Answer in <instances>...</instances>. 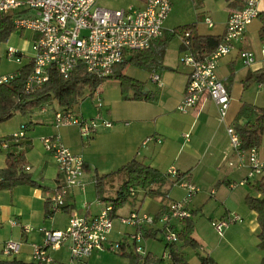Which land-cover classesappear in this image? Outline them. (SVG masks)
<instances>
[{"label": "crops", "instance_id": "crops-1", "mask_svg": "<svg viewBox=\"0 0 264 264\" xmlns=\"http://www.w3.org/2000/svg\"><path fill=\"white\" fill-rule=\"evenodd\" d=\"M243 1L209 0L205 9H198L195 21L182 23L177 27L195 24L199 35L223 36L230 15L243 7ZM137 3L138 7H143L145 4L144 1L139 0ZM259 10L264 13V1L260 3ZM208 17L214 23L212 28L205 23ZM202 18L204 25L211 30L215 28L216 30L201 32L199 25ZM261 26L259 19L253 21L248 26L244 38L235 44L233 53L219 63V78L223 76L226 79H224L227 82L225 86L231 96L228 115L224 120L220 118L216 103L209 99L187 114L177 110L185 96L189 70L180 69L177 62L178 54L175 59L172 54L173 48H170L171 44H169L163 59L164 69L157 72H144L145 75L147 74L145 80L141 79L142 74L137 75L136 71L130 73V67L134 66L128 65L124 68L127 76L145 83V93L148 94L149 100H124L120 84L113 78L104 80L99 87L103 103L101 108L97 107L96 96L90 94L98 114L104 120L111 122L112 126L105 127L99 123L96 131L92 132L88 138L82 136L78 126L56 125L55 114L61 110L60 108L44 107L37 115L34 111L28 116L17 113L11 120L2 123L0 125V170L7 167L8 154L24 153L26 166L22 171L36 183L0 190V262L16 261L32 264V244L42 245L44 242L40 229L63 231L67 228L71 217L75 215L89 217L99 215L106 206L112 204L102 201L97 196L96 176L115 173L105 180L104 197L117 198L125 178L116 172L133 160H137L164 175L174 168L178 176L177 179L167 176L168 184L163 190L164 195L158 198L152 199L147 196L146 191L139 188H135L134 195L128 194V191L125 192L128 197L126 203L128 207H122L116 211L117 219L110 236L112 242L123 243V251L119 254L128 257L137 256L130 239L135 229L121 224L119 218L129 216L136 210H144V213L150 216H157L171 201L185 198L186 191L180 186V182L187 180L200 190L191 202L192 218L189 220L193 223L192 236L198 242L199 250L207 253L204 255L198 253L201 258L198 264H202V258L205 257L214 264H235L233 262L235 259L232 261L222 258L215 252V248L207 252L205 246L209 244V239L204 231L206 226L208 228V222L212 223L232 214L241 216L242 222L231 226L226 231L225 237L221 239L227 241L229 246L238 241L239 250L248 253L243 264H262L264 250L260 247L258 213L249 208L246 199L248 196L258 198L263 196L253 187L255 183L239 185L246 179L247 170L230 167V162L237 163L238 158L232 150L227 134L228 127L236 126L243 105L264 107V86L253 84L247 89L244 87L249 74L264 69V60L261 55L263 43L259 39ZM178 48L183 50L181 39L177 45ZM243 50L255 54L257 62L252 68H246L242 64L239 55ZM155 75H160V84L153 81L152 78ZM73 112L82 118L86 116L84 111L77 113L75 108ZM256 117L257 112L253 110L249 117L240 120V123L246 124ZM22 125H27L26 139L13 140V134L18 132ZM187 134L190 135L188 139L184 137ZM44 138H59L67 148L85 162L82 184L73 189L65 208L61 210H54L52 196L63 185V178L53 153L45 148ZM147 140L149 141L145 143ZM3 142H9V146L2 147ZM259 153L264 159V138ZM26 168H29V171ZM141 194L142 197L139 196ZM12 222L20 225H13ZM186 225L187 221L173 224L174 230L179 233L185 229ZM22 226H30L34 231L25 234ZM160 233H162V227L158 225L144 231L143 247L146 255L140 257L144 259L149 256L155 260H161L168 252H172L173 249L166 243L161 247ZM257 237L259 242L256 245L260 252L257 248L252 254L251 249L250 251L247 249V245H252L254 239L258 241ZM10 240L21 244L20 254L14 258H6L3 255L4 246ZM183 245L181 241L177 243L176 250L187 264H192L187 257L188 248ZM102 253H94L89 260L81 264H100L94 261L93 263L92 259H98V255ZM52 255L59 263L70 261L67 248L61 252H52ZM140 264H143V261Z\"/></svg>", "mask_w": 264, "mask_h": 264}, {"label": "built area", "instance_id": "built-area-1", "mask_svg": "<svg viewBox=\"0 0 264 264\" xmlns=\"http://www.w3.org/2000/svg\"><path fill=\"white\" fill-rule=\"evenodd\" d=\"M262 1L264 0L243 1L242 9L233 12L229 17L223 42L209 56L192 50V32L188 31L180 37L184 51L181 62L189 70L185 96L177 108L180 113L187 114L209 99L218 106L220 118L226 119L231 96L219 78L218 66L223 58L233 53L235 44L244 38L248 26L259 19V5ZM171 7L170 0H147L143 7H130L127 10L101 8L97 0H0V15H12L15 29L35 33L32 54L27 64L22 65L25 55L21 50L10 45L7 47V60L22 66L15 73L0 72V86L8 85L20 77L22 68L27 65H31V72L25 84L26 94L41 90L50 81L53 71L64 79H69L79 69L100 81L111 78L115 69L133 52L149 50L155 41L164 36L165 22ZM205 23L210 28L214 27L209 17L205 19ZM261 55L264 60V44L261 47ZM239 57L246 68H252L257 62L255 54L248 50L241 51ZM152 79L155 83H161L160 75H155ZM94 96L97 99V107L101 108L103 103L99 88ZM55 120L57 126H78L85 138L96 131L99 123L105 127L112 126V123L104 120L100 114L96 119L87 120L77 116L73 110L58 111ZM26 131L27 125H22L21 129L13 134V140L26 139ZM227 134L232 150L238 158L237 163L230 162V167L247 170L246 179L239 185L264 182V159L261 158L259 149H243L242 138L236 126L228 127ZM189 136L187 134L184 137L188 139ZM43 141L45 148L53 153L63 178V185L52 197L54 210H61L73 189L82 184L85 162L59 138H44ZM1 146L7 148L9 142H3ZM26 169L29 171V168ZM167 176L177 179L178 173L172 168ZM180 186L186 191L185 198L171 201L161 218L157 219L156 216L139 210L119 218L121 224L135 229L130 239L137 255H146L144 247L140 245L144 239V231L158 224L162 225L166 245L172 246L180 242L173 223L192 218L191 202L200 191L187 180L180 182ZM128 194H136V189L129 188ZM116 219L113 206L108 205L95 217H71L63 231L40 229L44 242L42 245L32 244V264H81L97 252L121 253L123 243L110 240ZM239 222H242V217L232 214L213 221L212 227L220 237H224L226 231ZM12 224L20 225L17 222ZM22 229L25 234L34 231L30 226H22ZM64 248L68 249L69 263H59L52 255V252H61ZM20 250L21 244L10 240L4 246L3 255L6 258H14L20 254ZM155 264H174L172 253L168 252Z\"/></svg>", "mask_w": 264, "mask_h": 264}, {"label": "trees", "instance_id": "trees-1", "mask_svg": "<svg viewBox=\"0 0 264 264\" xmlns=\"http://www.w3.org/2000/svg\"><path fill=\"white\" fill-rule=\"evenodd\" d=\"M146 2L147 0H139ZM242 9V8H241ZM239 9V10H241ZM238 10V11H239ZM12 15H0V49L2 45L14 33L15 26ZM259 20L262 24L259 31V39L264 44V13H261ZM192 32V50L201 53L203 56L213 54L218 46L223 42V36H203L197 33L195 24L180 26L170 32V35H165L155 41L151 48L144 52H133L129 58L115 69L114 75L111 77L118 80L122 96L127 101H144L149 100L148 94L145 93V83L135 80L127 76L124 68L132 65L136 68L143 69L149 72H157L163 70V59L172 38L182 37L186 32ZM31 72V65H27L21 70V75L8 85L0 86V125L11 120L17 113L24 116L30 115L35 109H42L45 106H52L58 103L61 110H73L76 104L84 96L87 90L91 95H94L97 89L104 82L87 74L83 69H79L72 74L69 79H64L59 73L53 71L50 81L41 89L34 93H25V84L28 75ZM253 84L264 86V69L252 72L248 75L244 82V87L247 89ZM255 110L257 117L253 121L246 124H241L240 120L249 117L250 112ZM236 127L242 138L243 149L250 150L260 148L264 138V107L255 108L250 105H243L238 116ZM26 166L25 154L13 153L7 156V167L0 170V190L9 189L19 185H34L36 182L23 173L22 169ZM124 176L123 186L117 198L106 199L105 180L114 174L96 176V192L97 196L105 202H109L113 206V214L128 201L125 194L129 188H139L147 192V196L160 197L164 195V188L168 184L167 175L162 174L158 170L146 166L137 160H133L125 165L118 172ZM252 184V183H250ZM262 194V198L248 196L246 203L251 210L258 213V222L260 225V247L264 250V182H255L253 185ZM66 206V205H65ZM65 206L63 208H65ZM62 208V209H63ZM165 207L156 216L161 218L165 212ZM182 232H178L179 239L183 242V247H192L199 249L198 242L193 238V223L189 220ZM172 258L174 264H187L185 259L176 250V244L172 245ZM131 257L132 264L158 263L160 260H155L147 256L146 258L137 255ZM212 263L208 258H202V264ZM0 264H22L16 261L0 262ZM264 264V261L263 263Z\"/></svg>", "mask_w": 264, "mask_h": 264}, {"label": "rangeland", "instance_id": "rangeland-1", "mask_svg": "<svg viewBox=\"0 0 264 264\" xmlns=\"http://www.w3.org/2000/svg\"><path fill=\"white\" fill-rule=\"evenodd\" d=\"M98 1V5L101 8H105V9H109V10H127L130 7H138V3L137 0H97ZM172 7H171V12L170 15L168 16V19L165 22V33L167 35H170V32L173 31L175 29V27H177L180 24H185V23H189V21H195V19H197V14H198V9L200 8H204L207 6V4H209V0H170ZM204 1V2H202ZM200 3H203L200 5ZM201 6V7H200ZM201 10V9H200ZM199 28L201 30V32H214L216 30V28L214 30L209 29L208 26L203 24V18L200 19V25ZM35 40V33L32 31H27V30H20V29H16L14 31V33L11 35L9 41L6 43H4L0 49V72L2 73H13L15 71H17L22 65L27 64L30 61V57L32 54V44L34 43ZM180 39L178 37H174L172 38L171 42H170V48H173V52L172 54H174L175 59H177L176 54H178V66L180 67L181 70H185V66L183 65V63L181 62L184 58V51L181 50L180 48L177 49V45H179ZM14 46L15 48L21 50L23 52V54L25 55V57L23 58V64L22 65H18L15 62H9L6 58L5 52L8 46ZM176 52V53H175ZM132 66V65H131ZM138 69V70H137ZM130 73H132L131 71H136L137 75H141L142 77L141 79H146V75L144 72H146V70L143 69H139V68H135V67H130ZM137 77V76H136ZM221 79L223 81H225L226 79L222 76ZM225 79V80H224ZM226 81L224 82V84L226 85ZM93 98L90 97V91L87 90L84 94V96L80 99V101L78 102V104H76L75 111L78 113L80 111H84L85 113V119L87 120H91V119H96L98 116V109L96 108V105L94 103V100H92ZM46 108H55V109H59L60 106L58 103H54L52 106H45ZM61 109V108H60ZM39 110L41 109H35L34 113L35 115L39 114ZM22 115V114H21ZM77 115V114H76ZM78 116V115H77ZM44 143V141H43ZM54 196V194H53ZM52 196V197H53ZM140 197H142L143 195H139ZM152 199H154L155 197H151ZM158 198V197H156ZM127 203V202H126ZM124 204L122 205L120 208L124 207L127 208L128 204ZM144 212V210H141V212ZM181 221H175L174 223H180ZM206 222V221H203ZM208 222V221H207ZM173 223V224H174ZM206 224V223H205ZM240 225V224H239ZM237 225V226H239ZM158 226L162 227L161 224H158ZM236 226V227H237ZM235 226L231 229V232H233L232 230H234ZM161 229V228H160ZM205 234L208 236L209 239V244H207L206 249L207 252L212 251L211 249L215 248V252H217V254H220L222 256V258L224 259H229V260H234L233 262L235 264H243L245 258L248 257V253L241 252L240 249V245L238 243V241L232 245H228V242L221 239L222 237H220L217 232L215 231V229L212 227V223L208 222V228L206 226L205 228ZM236 233V232H235ZM234 233V234H235ZM161 235V239L162 242L160 243L161 247H163V245H165V241H164V233H160ZM225 237V236H224ZM223 237V238H224ZM258 241H256L254 239V243L251 245H247V249L250 251L251 249V253L253 254L255 252V250H259V247H257L256 243L258 244L259 239L258 237L256 238ZM230 240V239H229ZM143 243H140V245L143 246ZM132 248L134 250V253H136L135 251V247L132 244ZM188 248V253H187V257L188 260L192 263V264H198L199 260L201 259L200 255H204L207 254L205 253L203 250H199V249H194L192 247H187ZM98 259H92V262H96V263H100V264H125L127 262V264H131V259L126 256V255H121L119 253L116 252H110L107 251L105 253H102L100 255H98ZM126 258V259H124ZM128 260V261H127ZM93 262V263H94Z\"/></svg>", "mask_w": 264, "mask_h": 264}, {"label": "water", "instance_id": "water-1", "mask_svg": "<svg viewBox=\"0 0 264 264\" xmlns=\"http://www.w3.org/2000/svg\"><path fill=\"white\" fill-rule=\"evenodd\" d=\"M147 90V89H146Z\"/></svg>", "mask_w": 264, "mask_h": 264}]
</instances>
